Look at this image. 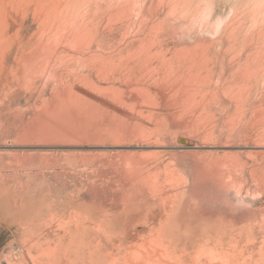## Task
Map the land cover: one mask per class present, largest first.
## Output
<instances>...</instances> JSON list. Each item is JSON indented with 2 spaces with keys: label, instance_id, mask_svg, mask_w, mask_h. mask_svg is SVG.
<instances>
[{
  "label": "bare ground",
  "instance_id": "obj_1",
  "mask_svg": "<svg viewBox=\"0 0 264 264\" xmlns=\"http://www.w3.org/2000/svg\"><path fill=\"white\" fill-rule=\"evenodd\" d=\"M120 1L0 0V105L9 106L22 92L37 95L41 75L48 80L75 77L70 84L61 82L60 91L43 100L19 129L22 136L159 142L169 122L180 124L189 135L211 136L218 121L215 110L230 109L225 125L232 132L234 105L244 118L255 87L259 88L252 100L264 103V9L257 6L258 0L250 3L259 8L258 13H253L255 8L251 12L237 6L223 23L206 11V26L210 22L213 26L209 34L218 35L202 39L197 32H203V15L198 18V9L188 10L187 0H183L184 7L180 0H171L169 10L165 5L154 7V0ZM242 4L249 7V3ZM131 9L137 12L136 20ZM131 26L136 34L127 42L120 43L119 38L105 42L106 32L119 33ZM168 34H179L178 38L189 34L194 40L171 47ZM77 64L108 78H121L123 87L114 79L111 86L102 88L91 72L81 77L73 73ZM225 72L235 76L236 87L227 82ZM216 73L217 86L213 83ZM83 78L97 92L85 91L88 96L123 116H110L81 97L73 100L74 82ZM226 83L232 88L222 95L232 105H215ZM59 98L64 101L58 102ZM184 98L190 100V105L185 100L188 107L182 102L186 111L180 104ZM111 101L128 104L131 111ZM190 113L198 115V120H188ZM103 117L106 127L94 129ZM149 145L145 151L118 153L119 158L94 159V169L81 170L86 176L84 186L91 193L116 188L110 205H120L119 209L112 212L95 204L84 205L74 193H67L59 203L51 202L58 206L44 202L25 209V250L7 264H264V219L234 226L226 218L249 210L242 203L235 204L240 197L232 193V180L237 179L232 177V168L226 178L218 161L202 162L201 172L191 182ZM139 223L148 230L146 234H139Z\"/></svg>",
  "mask_w": 264,
  "mask_h": 264
},
{
  "label": "rangeland",
  "instance_id": "obj_2",
  "mask_svg": "<svg viewBox=\"0 0 264 264\" xmlns=\"http://www.w3.org/2000/svg\"><path fill=\"white\" fill-rule=\"evenodd\" d=\"M115 1L117 2V0ZM127 1L128 0H125L123 2ZM133 1L135 0H132V2ZM243 1L245 4L249 3V7H244L242 4ZM258 1L259 3H257V6L262 7L263 11L264 0ZM138 2L140 3L142 0H138ZM154 2V7L165 5V8L169 10V8L172 6L171 0H154ZM168 2L170 3L168 4ZM180 2L183 4H181L180 7H184L185 2H183V0H180ZM186 2L190 5L187 7L188 10L198 9V18H201L202 15H206L205 17L202 16L201 18V21L203 22V24L201 22L202 27L204 26L203 32H197V38L200 39L203 37L213 38L214 36L218 35L209 34L212 25L210 22V26H206L208 24L205 21H208L207 12H209L213 18H216L217 16L218 19L221 18V23H223L225 20H227L226 18L231 13L232 8L240 6V9L245 8L246 10H251V12H253V8H255L251 5L252 0H187ZM114 5H117V3H114ZM131 11H133V13ZM131 11L130 13H132V18L136 20L137 12L134 9H131ZM258 11L259 8L253 13L256 14ZM248 21L251 22L252 20ZM196 23L197 22L194 23V26H196ZM183 26L185 27V25ZM122 33L124 34V37ZM135 34L136 28L132 26L127 28V31L120 29L119 33L112 32V34H110L106 32L105 42L107 41L106 43H112L119 40L118 42L124 43L133 38ZM178 35L179 34L167 35L168 39L170 40L169 45L171 47L184 46L194 40L193 36H188L189 34H185L183 37H181L182 39L180 37L179 39ZM116 38L119 39L117 40ZM174 40L175 42H173ZM72 70L74 71L73 73H76L80 77L84 75L90 76L89 72H91V78L95 82L98 79L96 84L102 88L111 86L114 82V79L115 81L120 82V84L117 85L118 87H123V79L117 78V76L108 78L101 75L100 73L98 74L95 69L88 71L86 67L78 64L75 65ZM225 74L229 76L227 78V82L230 85L231 83H235L237 81L234 75V77H232V73L227 74V72H225ZM217 76L218 75L216 73L214 78L215 81L213 82L215 86H217ZM63 77L64 79L62 80ZM70 77L71 78H66L65 76H54L48 80L41 75L36 84V86L39 87L37 95L33 94L30 96L28 92H22L20 95H18V97L11 101L9 106L0 105V264H7L8 260L15 258L17 259L20 257L22 250H25L23 246V237H25L26 234H24L25 231L22 229V223L27 220L23 217L25 211H29L28 208H37L44 202L59 203V199L63 200L67 195H73L74 193L73 196L77 197L78 202H81L84 205L95 204L102 206L104 209H110L112 212L119 209L120 205L117 207L115 205H110V198L112 197L113 193L115 194L116 188L114 186H110L108 189L102 188L98 189L94 194L91 193L90 190L86 189V186H84L86 181L84 179H86V176L81 172V170L87 168L94 169L95 165L92 167L94 159H111L112 157L119 158L118 153L123 151H145L147 150L146 148H149L147 147L149 144L150 147H154L160 151L161 159H163L164 162L178 169V171L187 174L191 179V182L196 173L201 172L202 164L212 163V159L213 161H218V168L222 167L219 169L226 176V178L228 174L227 172L232 168V177L237 178L235 179L236 181L232 180V183H234L233 185L235 186L234 187L232 185V193L237 192V196L240 197L238 202H236L237 200L233 199L232 201L236 202L235 204L242 203L245 208H248L249 210L244 212L242 215H228L230 217L226 218L232 219L234 226L247 224L250 221L254 223V220L258 221V218H262V220L264 219V103H261V105L257 98L252 100L259 87H255L257 90H254V93L252 94L253 97L249 102V105L246 106L247 110L244 118L241 119L238 116L239 112L237 109L234 108L236 111L233 109L235 105L232 107V132H230L228 127H226L227 125H225L228 121L226 115L230 109H226V107H224L225 109L223 110L221 108L215 110V117L218 118V121L211 136H204L203 134L189 135L187 130L184 127L182 129L180 124L174 125L170 122L165 135L159 142L150 140L147 143V141L137 139L136 141L125 140L124 143L121 141L123 143L122 144L121 142L113 143L111 140L101 137H84L83 139L82 137L78 136H73L72 138H70L71 136H69V138L68 136H49V138L38 137L35 135L30 137L22 136L19 129H21L23 125H26V123L31 120L35 109L41 105L43 100L50 98L51 94L58 93L60 91L61 86H64V84L61 85V82L65 83L67 80L65 85L70 84L74 80L73 78H75L74 75H71ZM69 79L71 81H68ZM83 80L86 79L83 78L81 81L78 80V82H74L73 93L76 95V97H73V100L76 98L80 99L79 97H81V100L82 98L89 100V102L100 106L102 110H106L109 114L111 113L110 116H123L120 112L115 111L113 108H110L106 105L99 104L100 102H95V100L88 96L85 91H90L92 93H95L96 91H94L91 86H88L82 82ZM228 83L225 84L227 85L226 87L223 86L222 89L220 88L221 96L218 98V102L215 103V105H232L225 98H223L226 96L228 89L234 86L236 87L234 83V85L232 84V87H228ZM224 87L225 89H223ZM95 94H97V92ZM262 98L264 99V92L262 93ZM263 99L262 101L264 102ZM185 100L186 98H184V101H180L182 111H186L188 107L187 105H190V102H187V100L190 101L189 98L186 100L187 105ZM63 101V98L58 99V102ZM256 101L258 103H256ZM111 102L112 104L121 107V109L123 108L125 111H131V106H128V104L124 106L118 102ZM182 102H184V104L187 106L186 108ZM158 105L163 104L159 103ZM235 112L237 114H234ZM259 113H262V117L261 115L258 117ZM193 114L188 117V120L193 121L195 118L198 120V115L194 114L196 115L194 117ZM106 124L107 121L105 117H103V120L94 123L93 126L94 129H102L106 127ZM128 141H130V143H128ZM90 156H92V158ZM80 158L83 160L81 161ZM221 158L223 161L225 160L224 164ZM206 159L211 160L207 162ZM230 160H232V164H230ZM225 162L229 164H225ZM48 192H51V194L45 195ZM139 198L143 199L144 197L140 195ZM242 199L243 202H240ZM56 203L51 204L52 206H58ZM253 215H257L255 216L256 218ZM140 224L141 223L137 224V229H142L139 231V234H146L148 230L146 228H141L142 224Z\"/></svg>",
  "mask_w": 264,
  "mask_h": 264
}]
</instances>
